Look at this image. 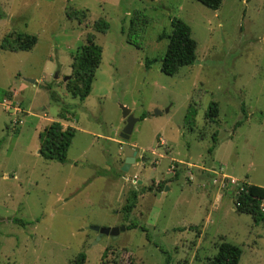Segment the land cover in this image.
<instances>
[{
    "label": "rangeland",
    "instance_id": "374dc122",
    "mask_svg": "<svg viewBox=\"0 0 264 264\" xmlns=\"http://www.w3.org/2000/svg\"><path fill=\"white\" fill-rule=\"evenodd\" d=\"M173 16L190 27L196 60L167 75V39L158 37ZM101 19L107 29L97 31ZM12 32L36 42L0 48V264H70L79 252L84 264H165V253L173 264H207L222 240L241 248L237 264H264V223L236 212L233 195L244 181L264 186V0L217 9L196 0H0V41ZM89 37L100 62L80 100L66 84ZM211 101L213 122L204 115ZM121 106L137 118L126 141ZM51 121L75 128L64 162L38 152ZM123 142L138 157L126 171Z\"/></svg>",
    "mask_w": 264,
    "mask_h": 264
},
{
    "label": "trees",
    "instance_id": "16d2710c",
    "mask_svg": "<svg viewBox=\"0 0 264 264\" xmlns=\"http://www.w3.org/2000/svg\"><path fill=\"white\" fill-rule=\"evenodd\" d=\"M202 5L217 9L221 4V0H196ZM137 17L131 16L129 20L128 34H136L137 30ZM169 31L163 30L158 38L164 37L167 39L166 46L163 54L159 58L160 71L167 75L174 74L179 67L194 63L196 60L195 49L196 42L191 36L190 27L187 23L178 17L170 18ZM94 27L97 31H104L107 29V23L102 19L94 22ZM132 31V32H131ZM13 33V32H12ZM8 33L0 41V48L11 51H19L30 48L36 42V36L24 32ZM12 35V36H10ZM127 42H130V38H126ZM88 44L81 45L77 52L73 56L72 62V74L73 78L67 81V89L69 93L83 100L91 90V82L95 75L100 62L101 48L99 45L93 42L92 38H88ZM157 57L146 58L145 68L157 61ZM51 97L56 99L57 96L50 92ZM190 108L192 115L195 110ZM218 113V106L216 101H211L206 111L204 112L207 120L213 122ZM143 117V115H141ZM239 122V121H238ZM75 128L72 126L63 127L59 121H51L46 127H44L38 134L39 136V154L44 159H52L59 162H64L66 157L67 148L74 135ZM213 145L209 147V152L214 148L216 144V137L213 134ZM162 186V185H161ZM147 189H151L148 187ZM142 189L140 192H143ZM234 197V209L238 213L249 214L255 223H264V186H259L250 182H241L235 185L233 190ZM131 196L127 203L124 204L123 209L125 213H128L136 203L137 193L132 191ZM14 223H22L19 218H10ZM135 224L129 223L126 228H134ZM144 229V227H141ZM164 253V252H163ZM241 256V248L231 242L222 240L217 245V250L211 257L206 260L207 264H237ZM165 264H173L170 261V256L165 253ZM85 255L83 252H79L72 259L70 264H84Z\"/></svg>",
    "mask_w": 264,
    "mask_h": 264
},
{
    "label": "water",
    "instance_id": "95a60500",
    "mask_svg": "<svg viewBox=\"0 0 264 264\" xmlns=\"http://www.w3.org/2000/svg\"><path fill=\"white\" fill-rule=\"evenodd\" d=\"M121 109L122 117L125 118V125L119 136L122 140L126 141L129 139L137 118L133 117V115L130 113V109L126 106H121ZM136 153L137 151L133 147L129 146L127 142H123L124 163L120 167L122 171H126L130 163L138 160V157H136ZM91 229L97 231L99 234H110L112 236H115L119 231L124 230L125 226L112 228L91 226Z\"/></svg>",
    "mask_w": 264,
    "mask_h": 264
},
{
    "label": "built area",
    "instance_id": "2783aa9c",
    "mask_svg": "<svg viewBox=\"0 0 264 264\" xmlns=\"http://www.w3.org/2000/svg\"><path fill=\"white\" fill-rule=\"evenodd\" d=\"M237 185V184H236Z\"/></svg>",
    "mask_w": 264,
    "mask_h": 264
}]
</instances>
